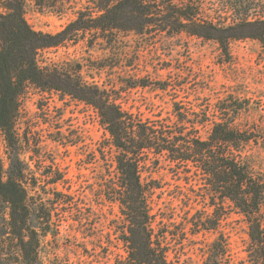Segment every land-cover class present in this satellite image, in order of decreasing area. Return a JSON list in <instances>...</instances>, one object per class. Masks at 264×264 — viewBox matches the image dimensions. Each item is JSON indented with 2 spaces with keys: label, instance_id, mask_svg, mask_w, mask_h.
Segmentation results:
<instances>
[{
  "label": "rangeland",
  "instance_id": "374dc122",
  "mask_svg": "<svg viewBox=\"0 0 264 264\" xmlns=\"http://www.w3.org/2000/svg\"><path fill=\"white\" fill-rule=\"evenodd\" d=\"M82 3L86 0H24L25 17L35 30L54 33L76 17ZM127 37L132 49L125 60L117 57L119 49H107L102 40L91 46L90 35L49 48L44 56L80 63L85 78L100 86L122 87L123 106L145 118L174 117L176 105L208 112L217 120L231 113L232 124L251 134L247 151L256 170L264 172V43L232 41L227 56L215 41L187 34L150 44ZM136 79L148 86L124 88ZM211 127L210 122L200 126V135L207 138ZM15 131L14 145L0 138V155L5 177L21 169L43 203V211L37 209L29 219L40 236L36 264H129L127 222L119 203L103 191L106 179L117 174L116 148L97 110L29 85L20 97ZM189 171L165 159L142 168L143 181L155 187L150 204L157 231L167 234L170 259L204 264L209 246L222 235L231 259L225 264H252L243 216L232 210L229 200L216 209L203 180ZM56 178L61 180L54 182ZM0 264H32L10 235L7 209L0 211Z\"/></svg>",
  "mask_w": 264,
  "mask_h": 264
},
{
  "label": "trees",
  "instance_id": "16d2710c",
  "mask_svg": "<svg viewBox=\"0 0 264 264\" xmlns=\"http://www.w3.org/2000/svg\"><path fill=\"white\" fill-rule=\"evenodd\" d=\"M183 34L213 40L227 56L232 41L253 38L264 43V0H86L76 17L54 33L37 31L28 23L24 0H0V138L10 145L16 142L20 97L29 85L85 102L97 110L116 148L117 174L106 179L103 191L119 203L127 222L129 264H176L170 259L166 232L156 228L150 204L155 187L142 178L144 166L162 159L197 174L216 209L224 208V200L231 202L247 224L248 260L264 264V172L256 170L247 151L251 134L232 124L231 113L217 120L208 112L176 105L174 117L145 118L123 106L122 87L100 86L85 78L80 63H58L44 56L49 48L90 35L91 46L102 40L107 49H119L117 57L125 60L132 49L125 36L150 44ZM133 64L130 59L129 66ZM130 82L124 88L148 86L137 79ZM209 122L211 131L203 138L200 126ZM35 188L21 169L5 177L0 155V211L8 210L10 235L32 264L39 259L40 236L29 219L37 209L43 211ZM208 252L204 264L231 261L222 235Z\"/></svg>",
  "mask_w": 264,
  "mask_h": 264
}]
</instances>
